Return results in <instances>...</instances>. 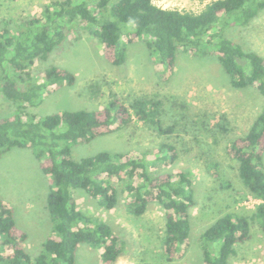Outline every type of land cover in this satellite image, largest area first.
<instances>
[{"label":"trees","instance_id":"obj_1","mask_svg":"<svg viewBox=\"0 0 264 264\" xmlns=\"http://www.w3.org/2000/svg\"><path fill=\"white\" fill-rule=\"evenodd\" d=\"M111 2L54 0L39 14L0 31V96L14 107L0 115V158L13 148L32 150L40 170L51 181L46 209L53 222L43 251L31 258L24 247L27 233L17 226L14 210L0 200V264H75L84 243L100 250L102 264L114 263L123 251L119 236L109 224L79 209L74 193L83 190L110 210L119 202L116 183L130 197L125 203L129 213L144 214L153 200L162 206L161 243L168 261L183 258L190 243L193 181L187 172L155 171L165 161L176 160L172 145L161 144L153 159L146 151L135 156L126 151H100L79 160L71 156V145L90 142L132 123L146 125L160 136L171 134L174 126L164 127L160 118L161 100L138 97L126 102L114 95L102 109L65 110L41 118L31 112L45 95L75 83L74 73L65 68L51 66L38 75L30 69L37 61L48 60L73 30L84 26L114 65L125 62V45L139 39L165 69L173 67L179 51L217 57L232 87L255 88L264 99V57L230 35L233 28L248 25L264 11V0H211L199 12L163 8L154 0ZM215 128L226 131L219 123ZM263 153L264 104L246 133L228 146L243 186L261 200ZM223 186L229 188L230 183ZM250 219H261L264 233V203L257 204L250 216L227 211L207 227L200 237L202 264H229L236 255L235 246L250 237Z\"/></svg>","mask_w":264,"mask_h":264},{"label":"rangeland","instance_id":"obj_2","mask_svg":"<svg viewBox=\"0 0 264 264\" xmlns=\"http://www.w3.org/2000/svg\"><path fill=\"white\" fill-rule=\"evenodd\" d=\"M53 1L0 0V31L14 27L24 17L39 14L44 5ZM117 1L112 0L111 5ZM210 1L154 3L163 8L199 12ZM230 35L264 57V11L248 25L233 28ZM125 48V62L114 65L105 58L102 44L84 26L73 30L48 60L37 61L30 69L38 75L51 66L65 68L74 73L75 83L45 95L42 103L30 108L31 112L41 118L65 110L102 109L114 95L126 102L138 97L161 100L160 118L164 127L174 126L171 134L160 136L146 125L132 123L90 142L71 145V156L79 160L100 151H126L132 156L146 151L153 159L154 150L161 144L172 145L176 160L165 161L155 171L187 172L193 181L195 204L189 209L190 243L183 258L166 259L161 243L165 213L157 201H151L144 214L135 216L127 210L125 203L130 197L118 183L119 202L110 210L99 206L83 190H76L74 196L79 209L109 224L119 236L123 251L112 264H202L201 233L227 211L250 216L255 209L238 177V163L228 154V146L246 133L264 99L255 88L232 87L217 57H195L179 51L173 67L165 69L143 39L128 43ZM10 104L0 96V115L14 111ZM217 123L224 125L226 131L215 128ZM226 182L230 183L229 188L223 186ZM50 184L31 149L13 148L0 158V200L14 210L17 226L27 233L24 247L31 258L43 251V242L53 231L46 209ZM261 226V219H250V237L235 246L236 255L229 264H264ZM75 264H102L100 250L86 243L80 245Z\"/></svg>","mask_w":264,"mask_h":264},{"label":"built area","instance_id":"obj_3","mask_svg":"<svg viewBox=\"0 0 264 264\" xmlns=\"http://www.w3.org/2000/svg\"><path fill=\"white\" fill-rule=\"evenodd\" d=\"M250 201L254 204L253 206H256L257 204H260V203H264V199L261 200V199H256L254 197L251 196V199Z\"/></svg>","mask_w":264,"mask_h":264},{"label":"crops","instance_id":"obj_4","mask_svg":"<svg viewBox=\"0 0 264 264\" xmlns=\"http://www.w3.org/2000/svg\"><path fill=\"white\" fill-rule=\"evenodd\" d=\"M88 248V247H87Z\"/></svg>","mask_w":264,"mask_h":264}]
</instances>
